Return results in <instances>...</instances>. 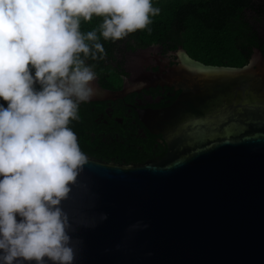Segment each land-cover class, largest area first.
Here are the masks:
<instances>
[{
    "label": "water",
    "instance_id": "water-1",
    "mask_svg": "<svg viewBox=\"0 0 264 264\" xmlns=\"http://www.w3.org/2000/svg\"><path fill=\"white\" fill-rule=\"evenodd\" d=\"M190 61L168 75L176 101L138 113L167 144L159 162L86 156L63 202L75 264H264V61ZM94 83L90 101L124 94Z\"/></svg>",
    "mask_w": 264,
    "mask_h": 264
},
{
    "label": "clouds",
    "instance_id": "clouds-1",
    "mask_svg": "<svg viewBox=\"0 0 264 264\" xmlns=\"http://www.w3.org/2000/svg\"><path fill=\"white\" fill-rule=\"evenodd\" d=\"M159 13L152 0H0V264H75L63 202L87 160L69 125L101 92L88 61Z\"/></svg>",
    "mask_w": 264,
    "mask_h": 264
},
{
    "label": "flooded vegetation",
    "instance_id": "flooded-vegetation-1",
    "mask_svg": "<svg viewBox=\"0 0 264 264\" xmlns=\"http://www.w3.org/2000/svg\"><path fill=\"white\" fill-rule=\"evenodd\" d=\"M242 29V35L240 31L235 36L236 48L243 56L242 67L249 66L253 59L264 61V0H252V8L244 14ZM127 42V39L117 41L115 50L94 68L97 83L103 79L109 85L115 79L116 86L111 90H123V96L113 101L82 103L79 114L92 121L89 132L92 139H101L94 149L100 154L97 160L120 165L159 162L166 154L167 144L160 134L147 130L138 113L174 103L182 90L168 75H172V68L191 61L172 42L146 47ZM178 51L183 52V57L177 55Z\"/></svg>",
    "mask_w": 264,
    "mask_h": 264
},
{
    "label": "trees",
    "instance_id": "trees-1",
    "mask_svg": "<svg viewBox=\"0 0 264 264\" xmlns=\"http://www.w3.org/2000/svg\"><path fill=\"white\" fill-rule=\"evenodd\" d=\"M152 3L160 8V13L151 18V32H133L124 38L127 44L146 47L172 42L174 48L180 47L189 59L201 65L228 68L243 66V56L236 48L235 36L240 35V31L242 35L244 14L252 8V0H152ZM100 21V17L94 16L91 21L82 22L81 29L91 30ZM101 43L105 55L114 51L117 45V41L101 40ZM102 63L103 59L94 65L97 67ZM111 76L113 73H110ZM113 80L114 83L110 81L109 85L104 84L103 79L98 83L104 89L111 90L116 86V80ZM80 116L79 121H73L69 126L76 133L81 151L98 159L100 154L94 149L101 139H92L89 135L92 121Z\"/></svg>",
    "mask_w": 264,
    "mask_h": 264
}]
</instances>
